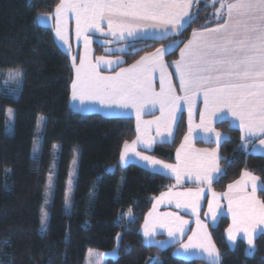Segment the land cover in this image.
<instances>
[{
    "label": "trees",
    "instance_id": "16d2710c",
    "mask_svg": "<svg viewBox=\"0 0 264 264\" xmlns=\"http://www.w3.org/2000/svg\"><path fill=\"white\" fill-rule=\"evenodd\" d=\"M59 2L0 0V69L21 70L16 97L6 95L0 81V264H149L153 258L160 264H207L175 256L172 245L159 248L144 242L141 225L145 215L154 198L171 188L174 181L136 164H119L122 146L136 135L132 117L81 113L71 108L72 60L57 45L52 29L36 21L38 15L52 13ZM216 24L211 7H200L176 37L133 40L126 42L125 51L109 55L124 56L121 66H126L175 38L178 45L165 56L174 59L193 30ZM93 44L95 55H108L102 46ZM6 107L14 109L10 135L4 132ZM38 115L45 121L39 156L32 158ZM183 118L182 114L172 139L155 144L149 154L174 162L186 133ZM215 127L230 139L218 148L222 172L212 182L214 191L223 192L243 171L264 184V156L247 152L239 130L228 121H220ZM54 142L59 143L54 190L46 231L40 234L39 212ZM75 147L78 165L71 208L66 214L64 187ZM257 194L264 203V190ZM130 208L131 217L127 215ZM228 224L229 219L221 216L215 226H208L220 264H264V235L255 239L254 255L246 256L242 241L233 249L229 247L224 235ZM115 247V258L103 255Z\"/></svg>",
    "mask_w": 264,
    "mask_h": 264
},
{
    "label": "snow or ice",
    "instance_id": "6c2138e0",
    "mask_svg": "<svg viewBox=\"0 0 264 264\" xmlns=\"http://www.w3.org/2000/svg\"><path fill=\"white\" fill-rule=\"evenodd\" d=\"M217 3L219 7L215 8V17L218 21L216 27L204 29L203 32L194 30L193 38L181 49V58L174 64L175 76L179 80V90L184 93L182 97L176 95L168 74L164 71L167 66L162 63V60L167 49L160 48L154 54L141 57L139 61L131 67L123 69L115 77H102L96 71V67L102 63L111 65L113 61L104 60L101 57L97 59L96 66H92L91 62L87 61L90 39L85 33L93 29L102 32V25L106 22L108 32L111 35L117 36L119 34L120 39H124L125 35L136 37L142 31L140 22L147 21L163 24L166 27L170 26V31L179 33L185 23L192 20L189 10L193 0H60L57 4L55 8L56 37L65 44L67 43L62 21L71 12L76 20L77 39L84 38L86 49L85 56L80 57V66L76 68V79L72 82V100L79 99L83 102L85 97L99 98L102 104L107 99L110 104L114 103L119 107H137V139L131 145L125 142L124 150L120 155L121 164L126 162L129 151L135 152L137 143H149L145 140L144 135L151 124H157V133L159 134L160 121L147 122L145 130L142 132L140 114L144 104L141 101L155 102L158 100L161 104L162 116L165 107H168L170 129V121H174L176 112L181 110L180 101L183 100L188 106L189 117L191 118L195 105L193 98L202 95L205 107L200 113L201 126L205 124L206 115L217 116L226 108L231 116L239 121L242 140L247 137H255L257 134L264 136V0H212L213 6ZM51 18V16L47 17V19ZM167 34L165 32L161 35L166 38ZM157 68L161 70L160 93L152 91L148 80V74ZM19 76L20 73L16 72L11 74L10 78L18 79ZM165 79H169L167 88L164 85ZM12 115L13 110L8 109L7 116L9 119ZM43 122V117L38 118V128ZM189 131H191V127ZM206 131L214 132L210 127L206 128ZM214 136L218 148L222 142L230 139L219 132H214ZM187 139L185 137V140ZM260 144L264 145V139L260 140ZM56 147L53 145V148ZM183 147L181 145V148ZM33 152L34 154L39 152L38 141L34 142ZM135 155L150 165H160L161 168L170 171L175 175L178 183L182 175L188 174L189 178L191 176L190 166L187 162H185L184 171L181 170L180 150L177 151L178 164L175 167L139 152H135ZM205 155L214 159L197 162L196 179L201 183L210 185L217 178L216 174L221 173L222 170L219 167L216 151ZM73 164H75V160H73ZM71 176L72 173L70 172L68 188L64 193L66 208L70 206L72 199ZM245 177L252 181V191L255 193L257 190L256 178L250 176L249 173H244L241 181L236 182V186L241 185ZM47 188L49 192H52L53 176L51 172L48 177ZM228 188L231 191L234 185L230 184ZM165 196L198 200L199 193H162L160 200L162 201ZM225 196L227 197V194ZM47 202L46 199L45 203L47 204ZM232 203L229 200V211L232 210ZM176 206L178 208L188 207L189 203L185 201L181 204L178 200ZM190 206L195 215L197 203L193 202ZM259 208L258 217L254 204L240 214L239 220L234 215V227L227 230L228 239L233 245L236 244L237 240L234 233L243 232L248 246L245 249L246 256L254 255L257 228L264 224V203H260ZM208 211L215 220L216 210L211 200L208 202ZM127 215L131 217V208ZM47 221L48 212L42 208L40 221L42 233L46 229ZM175 221L179 222V226L175 230L172 228L168 230L169 237L173 239L176 232L183 234V226L187 224V221L178 216L175 217ZM197 225L201 228L204 227L199 220H197ZM143 235L150 244H163V242H157L153 239L156 233L149 230L147 219L145 220ZM195 236L196 233H193V236L189 237V243L184 245V248H199L205 254L207 264H220V253L212 244L211 238L205 233L203 241L193 244ZM117 238L119 239V234ZM113 251L115 252V249Z\"/></svg>",
    "mask_w": 264,
    "mask_h": 264
},
{
    "label": "rangeland",
    "instance_id": "374dc122",
    "mask_svg": "<svg viewBox=\"0 0 264 264\" xmlns=\"http://www.w3.org/2000/svg\"><path fill=\"white\" fill-rule=\"evenodd\" d=\"M68 14H70V16L72 18H74V16L72 15L71 12H69ZM68 14H67V18L62 21L63 26L65 28V35H66V39H67L66 44L63 41L59 40L55 35V27H56L55 19L49 20V19H47V17H49V16H47V14H42V15L37 16L36 21L39 24L49 26L52 29V32L54 33V37H55L54 39H55L57 45L64 52H66L70 56V58H71L72 53H73V56H75L74 60L71 58L72 65H73V79H72V82H73V80L76 79V68H78L80 66V57L85 56L86 49H85V44H84V38L81 37L80 39H77L76 25H75V32H74L73 36L70 33V31L67 29V27L70 23V21H69L70 18H69ZM44 23H46V24H44ZM103 30L104 29L102 27V31ZM97 34L98 35H95V36L86 35L90 39V44H89L88 50H87V61H90L92 66H96L97 59L101 58V57H103L104 60L113 61V63L111 65L106 64V63L100 64L98 67H96V70H98V69L109 70V69H117L118 67H120V68L125 67V66H119L120 64H122L124 62V56H122V55H115V56H107L105 54L95 55L93 43L96 42L98 45L102 46L103 52L107 53V54L113 53V52L118 53V52L125 51L127 48L126 44H123L124 42H122V41H118V43H120L119 45H110L109 41L104 39L105 36L102 37L101 34H99V33H97ZM72 37H73V41L71 39ZM176 43L177 42H175V43L171 42L170 44L160 46L157 49H160V48L167 49L166 54H168L169 52H171L172 50L175 49ZM154 53H152V54H154ZM123 69H127V68L125 67ZM122 70L117 71L116 74L120 73ZM16 72L20 73L19 78L18 79L10 78V75L13 73H16ZM153 72H155V73L151 74ZM153 72L149 73V74H151V77L149 78V82H150L152 91L154 90V84L152 81L156 80L155 76L157 77V74L161 75V70L159 68H157ZM115 76L116 75H114V77ZM0 81H1L2 85L4 86L5 94L8 96H11V97H16L18 95L20 83H21V70H19L17 68L0 69ZM159 83L161 85L160 80H159ZM165 88H167V86ZM71 90H72V83H71L70 91ZM159 92H160V90H159ZM141 103L144 104V107L142 108L141 114H140V122H141L142 132H144L145 126L147 125V122H149V121H160V127H159V134H158L157 133V124H155V123L151 124L150 127L147 128L145 135H144L145 140H147L149 143H147V144L137 143V145L135 146V152H139L142 155L150 156L152 159L159 160L164 164H170V165L175 167L178 164L177 151L180 150V152H181V162H180L181 170L184 171L185 162H187V164L190 166L191 176L189 178L188 174L182 175V178H181L180 182L178 183L176 178H175V175L173 173H171L170 171H168L166 169L161 168L160 165L153 166V165H150L146 161L140 160L135 155V152H133V151H129L128 157H127L126 162L124 164L120 163V157H119V164L121 166H126V165L132 163V164L139 165V166H141V167H143L149 171L165 174V175L171 177L172 180L174 181V185L172 186L173 188L169 189L167 193H173V194L174 193H185V192H197V193H199L198 200H195V198L165 196L164 199L161 201L160 200L161 194L157 195L154 198V200L150 206V209L146 213L144 221L141 225V234L143 236L144 242L148 245H155L159 248H164V247L172 245V246H174L173 247V254L175 256L183 258V259H198V260H202V261L207 263V259H206L205 254L199 248L190 247L188 249H185L184 245H187L189 243V237H192L193 233H196V236L193 239V244H197V243L203 241L204 237H205V233L207 234V236H209L211 238L209 230H207V225H208L207 223H209L210 226H215L221 216H226L229 219V224L224 231V235H225V239H226L229 247L233 249V248H235V246L237 245V243L239 241H242L244 243V246L246 249L248 246H247L246 240L244 238L243 232L234 233L237 237V240H236V244L233 245L232 242L229 241V239H228L227 230L230 227H234L233 216L236 215L237 219L239 220L240 214L243 213L249 207H251L253 204L255 205L256 215L258 217V215L260 213L259 204L262 202L260 201L257 193H258L260 188L264 190V184L260 181V179L257 176H255L254 174H252L248 171H243L241 173V175L239 176V178H237L235 181L230 183L231 185H234V188L231 191H229V188H228V185H230V184L227 185L226 189L223 192H217V191H214V189L212 188V183L209 185L207 183H201V182L197 181V179H196V173L198 171V168L196 167L197 162L214 159L212 157L205 155L207 153H212L213 151H216L218 158H219V154H218V150H217V143L213 146V148H210L208 150H201V152L200 151L195 152L194 148H192V146L194 145L193 143L198 136H200V138H202L203 140H214L215 141L214 132H216V131L215 130H214V132L206 131V128H209V127H206L208 120H205L204 126H201V120H200V118H198L197 111L194 107H193L192 115L190 118L189 112H188V106L185 105L184 102H180L181 110L176 112V119H175L176 121H175V125H173V127H172L171 121H170V129H169V116H168L169 109H168V107H165L164 115L162 116L160 102H158L157 105L151 101H148V102L141 101ZM152 103H154L156 105L155 108L153 106H151ZM72 105L74 106V108H77L79 105V107L82 108L81 110H96L97 108H102L103 106H106L108 108H111V110H115V111H118V112L123 113V114L126 111H128V114H124V116L133 118L134 129H135L136 135L132 141L127 142V143L129 145H131L132 142L137 139V107H132V106H130L128 108L119 107L114 103L110 104L107 99H105V102L102 104L100 102L99 98H89V97H85L83 102H81L79 99L72 100ZM75 106H77V107H75ZM152 108H154V109H152ZM8 109L13 110V115H12L11 119H9V117L7 116V110ZM156 110L159 111V113L157 115L148 116L149 112L153 113ZM182 114L184 116L183 119H184L185 124H186V133L182 139L183 141H181V143H182L181 145H183L184 147L181 148V145L178 146V148L176 149V152H175L176 157H175L174 162L167 163V162H164V161L152 156L151 154H149V151L154 147L153 142H156V140L165 139L171 130H175L176 124H177V122H178V120ZM40 117H43L44 121H45V117L43 115H38V117L36 119L35 127H34V135H33L32 144H31V151H30L32 158H38V156H39V152L36 154H34V152H33L34 142L38 141L39 151H40V146H41L44 122L38 128L37 121H38V118H40ZM13 126H14V109L12 107H6L5 108V117H4V132L7 135L12 134ZM190 127H191V131H189ZM185 137H187L188 139L185 140ZM199 142L203 143L202 141H199ZM53 145H56L57 147L53 148ZM210 145H212V144L210 143ZM198 146H200V145H198ZM123 150H124V145L122 146L121 152ZM121 152H120V155H121ZM247 152L256 154V153L252 152V150H249V151L247 150ZM58 153H59V143L54 142L52 144V148H51V158H50L49 166H48L47 173H46L42 203H41L40 212H39L38 232L40 234H44L46 231V229H45V231L43 233L41 232V223H40V221H41V209L45 208L47 210V212L49 211V206H50V202H51V198H52L53 190H54L55 173H56V167H57V162H58ZM73 160H75V164H73ZM218 162H219V159H218ZM54 164H55V167H53ZM77 165H78V149H77V147H75L72 151V155H71L70 162L68 165L67 177L65 180V187H64V193H65V191L68 188V181L70 178L69 173L71 172L72 173V176H71V179H72L71 197L73 195V190H74ZM219 167H220V165H219ZM220 169H221V167H220ZM108 170L112 171L113 167H109ZM50 172L53 176L52 192H49L48 188H47L48 177H49ZM244 173H249L250 176L256 178L257 190L255 193H253V191H252V181L248 177L244 178V182L241 185L236 186V182L241 181L242 175ZM216 175L218 176V174H216ZM245 184H246V186H245ZM225 194H227V197L225 196ZM46 199L48 201L47 204L45 203ZM178 200L181 202V204H183L185 201H187L189 203V206L178 208L176 206ZM210 200L213 201V207L216 210V219L215 220H213L212 214L209 213V211H208V202ZM229 200H231L233 202L231 211H229ZM193 202L197 203V205H198L195 215L193 214L192 207L190 206ZM217 205L219 206L218 208L216 207ZM70 208H71V203H70V206L66 208L65 203H64V199H63V211H64V213L68 214L70 212ZM150 213H151V215H149ZM177 216L180 217V219L187 221V224L183 226V229H184L183 234L176 232L175 238L173 239L172 237H169L168 230H169V228H172L173 230H175L179 226V222L175 221V217H177ZM146 219L148 220L149 230L155 231V233H156V235L153 239L157 242H163L162 245L160 243H151L150 244L145 239L143 232H144V225H145ZM197 220H199L200 224L204 226L203 228L198 227ZM259 235H264V224L259 225V227L257 228L256 237H258ZM211 242H212V244H214L212 238H211ZM254 248H255V241H254ZM114 249H115V252L113 251ZM103 255L105 257L115 258L117 256V248L115 247L111 250H106L103 252ZM153 262H154V264H160V261L158 258L151 259L149 264H153Z\"/></svg>",
    "mask_w": 264,
    "mask_h": 264
},
{
    "label": "crops",
    "instance_id": "0c3cea01",
    "mask_svg": "<svg viewBox=\"0 0 264 264\" xmlns=\"http://www.w3.org/2000/svg\"><path fill=\"white\" fill-rule=\"evenodd\" d=\"M211 7V15L212 17H214V20L217 21L216 17H215V8L216 7H219V4L217 3L215 6H213L212 4V0H193V4L191 5V8H190V15L192 17V19L194 18L195 14H196V11L198 8L200 7ZM55 10L50 13V14H47V16H51L52 18L49 19V20H54L55 19ZM69 15V18H70V23L67 27V29L70 31V33L74 34L75 32V25H76V20L75 18H72ZM187 19V18H186ZM192 21V20H191ZM142 24V31L140 32L139 35H137L136 37H128L127 35H125V38L124 39H120L119 38V34H117V36H113L111 35L109 32H108V29H107V23L105 22L102 27H103V31L100 32V31H95L94 29L93 30H90L88 31L87 33H85V35H91V36H95V35H98L97 33L101 34L102 37L105 36L104 39L108 40L110 45H119L120 43H118V41H122L124 42L123 44H126V42H130V41H133V40H137V39H154V40H161V39H166V38H170V37H176L180 32L181 30L188 24V23H185L184 27L180 30L179 33H175V32H172L170 31V26H165L163 24H158V23H154V22H151V21H147V22H140ZM218 23V21H217ZM46 24V23H44ZM217 25V24H216ZM215 26H212V27H209V28H215ZM209 28H205V29H209ZM107 29V30H106ZM204 29H198L196 31L198 32H203ZM194 31V30H193ZM193 31L190 33L188 39L183 42L180 46V48L178 49V52H177V55L174 59H170V60H167L165 58V56L167 55L165 53L164 57H163V60H162V63L164 65H166L167 67L164 69V71L168 74V77L170 79V82H171V85L172 87L175 89L176 91V95L178 96H184V93L180 92L179 90V80L176 78L175 76V72H176V69L174 67V64L176 61H179L180 60V52H181V49L184 48L185 44L188 43L189 40H191L193 37H192V34H193ZM167 32V37L164 38L161 34L162 33H165ZM206 34V33H205ZM53 36H54V33H53ZM55 38V37H54ZM72 41H73V37L71 38ZM115 41V42H114ZM171 42H177L176 43V46L178 45L179 41L175 38H172L171 40H168L165 44H161L160 46H164L166 44H170ZM127 46V44H126ZM159 46V47H160ZM158 48V47H157ZM156 49H154L153 51L149 52V53H145L143 54L141 57H144V56H148L154 52H156ZM115 53V52H113ZM118 53H121V52H118ZM105 56V55H104ZM107 56H115V55H107ZM99 57V56H98ZM141 57H139L137 60H135L134 62H132L131 64L125 66L126 68H129L131 67L133 64H135L137 61H139L141 59ZM71 58H75V56H73V53L71 54ZM74 60V59H73ZM77 60V59H76ZM121 66V64L119 65ZM123 67V68H125ZM123 68H120L118 67L117 69H109V70H106V69H98L96 70L100 76L102 77H114V75H116V72L117 71H120L122 70ZM155 72L151 73V74H154ZM151 74H148V80L149 78L151 77ZM156 75V74H155ZM156 80L155 81H152L153 84H154V90L153 92L155 93H158L159 90L161 91V85L159 83V80L161 81V75L157 74V77L155 76ZM169 79H165V82H164V85L165 87L168 86V83H169ZM160 93V92H159ZM72 90L70 91V96H69V104L71 106V108L75 111H78V112H81V113H99V114H102V115H105V116H117V117H126L124 116V114H128V111H126L124 114L123 113H120L118 111H115V110H111V108H108L106 106H103L102 108H97L96 110H81L82 108L75 106L77 108H74V106L72 105ZM194 101H195V105H194V108L196 109L197 111V116L198 118H200V113L201 111L204 110V99H203V96L200 95V96H196L193 98ZM152 102V101H151ZM158 100L155 101L154 103L157 105L158 104ZM180 102H184L183 100H181ZM152 103L151 106H153L155 108V104ZM83 107V106H82ZM184 107V106H183ZM152 108V109H154ZM78 109V110H77ZM94 109V108H93ZM159 113V111H155V112H149L148 113V116H153V115H157ZM222 117V118H221ZM206 120H208V123L206 125V127H210L212 128L213 130H215L216 132H219L221 133L223 136H226L223 132H221L220 130H218L216 127H215V124L220 122V121H228L229 122V125L232 126V127H235L239 130L240 132V135H241V131H240V128H239V121L238 120H235L231 114L227 111V109H223L217 116H208L206 115ZM175 121H171V125L173 127V125H175ZM173 133H174V130H171L167 137L165 139H160V140H156V142H153V145L155 144H158V143H162V142H168L172 139L173 137ZM261 139H264V136L260 135V134H257V136L255 137H247L245 140H242V145L244 147V149L247 151L249 150H252V152L256 153V154H259V155H263L264 156V145H261L260 144V140ZM183 141V140H182ZM196 141H202L204 144H212L213 146L216 144V142L214 140H203L202 138H200V136H198L196 138V140L194 141V145L192 146V148H194L195 152L197 151H200L201 150H208L210 148H213V146H198L196 144ZM182 143H180L181 145ZM217 150H218V147H217ZM176 154V153H175ZM176 157V156H175ZM221 173L218 174V176L220 175ZM165 175V174H164ZM167 176V175H166ZM217 176V177H218ZM173 187L169 188V189H172ZM165 190L163 191L162 193H167L168 190ZM261 189V188H260ZM259 189V190H260ZM160 193V194H162ZM207 230H208V226L210 225L209 223H207Z\"/></svg>",
    "mask_w": 264,
    "mask_h": 264
}]
</instances>
